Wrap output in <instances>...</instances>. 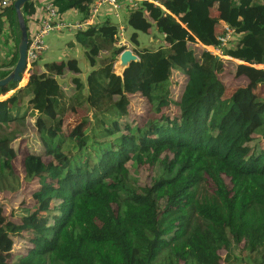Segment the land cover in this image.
<instances>
[{
	"label": "trees",
	"instance_id": "16d2710c",
	"mask_svg": "<svg viewBox=\"0 0 264 264\" xmlns=\"http://www.w3.org/2000/svg\"><path fill=\"white\" fill-rule=\"evenodd\" d=\"M10 1L0 11V34L14 31L16 44L0 78L18 57ZM31 1L22 7L28 39ZM51 1L61 17L79 8L75 0ZM88 1L81 22L90 16ZM158 1H138L127 16L134 46L138 32L163 34L164 44L141 47L136 73L114 72L123 47L115 43L117 23L104 21L74 32L93 67L85 81L76 58L36 60L20 86L0 87L11 91L0 99V193L20 188L17 157L25 180L36 182L31 204L16 219L3 215L0 226L30 246L16 259L0 250V264H264V145H247L264 137V89L226 95L222 79L234 60L235 76L264 69V0ZM214 3L227 5L226 24L240 36L221 48L230 59L203 47L218 46L223 34ZM255 81L264 86V76ZM134 94L149 105L141 125L127 122ZM73 108L91 114L86 131L64 129ZM31 118L40 145L18 156L17 125ZM143 164L154 167L144 181ZM98 215L115 225L112 236L91 233Z\"/></svg>",
	"mask_w": 264,
	"mask_h": 264
},
{
	"label": "rangeland",
	"instance_id": "374dc122",
	"mask_svg": "<svg viewBox=\"0 0 264 264\" xmlns=\"http://www.w3.org/2000/svg\"><path fill=\"white\" fill-rule=\"evenodd\" d=\"M218 2V1H216ZM212 11L213 15L217 16V26L219 28H223L226 24V18H227V5L226 4H220V3H214L212 4ZM69 13L66 15L68 16ZM119 27V26H118ZM69 30L68 28L60 30V31H52L48 35L45 36L44 41L49 46L50 50L48 49L47 54L49 58L46 60L49 61H61L66 60L71 56H77L76 52L73 49H70L67 45V38L68 34L71 32L66 31ZM126 33L131 35L133 32V29L128 26L126 29ZM152 34V37L154 39H157L156 36H158L156 33L152 32L149 33ZM178 38L180 36L177 35ZM141 41L143 43L144 40L149 39V36L145 35V33H142L140 35ZM233 40L229 43L230 47L236 46L238 43L240 36L237 34H233L231 37ZM124 39V44L119 43L121 40ZM139 42V41H138ZM115 43L123 49L129 48L133 50L136 48L137 55L139 51L141 50V46L137 47L138 45H135L136 47H133L134 45L130 42V36H117L115 38ZM147 44V43H146ZM164 44L163 39L158 37L157 41H150L148 42V47H157L159 45ZM6 45V37L5 35L0 36V49L4 50L7 48ZM2 47V48H1ZM78 57V56H77ZM79 66L82 67V74L80 77L85 81L88 74L92 70L93 67H90L88 63L85 65L84 60L82 58H79ZM227 59V58H226ZM118 60V56H117ZM5 63L3 59H0V71L2 65ZM236 63H239V61H230L228 66L225 68V74L223 75L222 79L227 85V93L226 95H229L233 90H235L237 87H247L252 93L259 95L261 91L264 89L263 85H258L256 83V79L264 76V69L261 66L258 67L259 70L257 72H247L240 76H235L234 67ZM114 69V68H113ZM29 70V69H27ZM26 72L28 73L29 71ZM115 71V69H114ZM137 72V66L135 62H131L128 67L126 68L127 74H133ZM30 74L28 75L29 79ZM69 76V75H68ZM27 79V80H28ZM60 82L63 83V85L68 88V82L67 79L60 80ZM11 91L3 92L0 94V99H5ZM130 107H129V115H127V122L131 123L133 121V124H143L146 121V117L150 115L149 113V105L148 103L142 99L139 95H130ZM152 116V114H151ZM62 122L64 125V129L71 131L73 127H78L80 130L85 129V131L88 129L90 123H91V114L86 113L83 110L79 108H73L69 110L65 116L62 118ZM161 122V121H160ZM17 129L19 134L17 135V138L13 141V146L17 151L18 156L22 154L25 150L30 149H37L40 145L38 141V137L36 134V129L34 126V119H26L23 121V123H19L17 125ZM250 147L255 148L256 150H259L260 146L264 145V137H261L259 135H253V139L247 144ZM15 172L19 176L21 180L20 188L13 192V193H0V206L3 208L1 210L0 208V226L3 223V215L6 217L9 216V218L16 219L18 217L17 215L21 212L22 204H31V192L33 189L36 188V182H31L29 180H25L24 172L22 170V166L20 163V157H17L13 160ZM152 169L154 167H151L149 164H143L139 167V176L144 181L147 180L148 175L151 174ZM29 181V182H28ZM203 189L201 191L203 193H208V190H210L208 185H203ZM207 189V191L204 192V190ZM210 192V191H209ZM115 231V225L111 222H108L102 215H98L95 218V225L93 229L91 230V233L93 235H108L112 236ZM30 243L22 237V235H12L7 236L5 233L0 231V250L3 251H10L12 255H14L13 259H16L17 254H23L27 248H29Z\"/></svg>",
	"mask_w": 264,
	"mask_h": 264
},
{
	"label": "crops",
	"instance_id": "0c3cea01",
	"mask_svg": "<svg viewBox=\"0 0 264 264\" xmlns=\"http://www.w3.org/2000/svg\"><path fill=\"white\" fill-rule=\"evenodd\" d=\"M45 1H51V0H32L30 6L28 7L29 13L27 15V18H28L27 27H28V30L30 33L37 27V25L39 23L38 22L39 19H41L43 16V13H44L43 4L45 3ZM94 1H92L90 3L91 8H94V5H95ZM75 2L77 4H79V8L78 7L77 8H71L69 11L64 13L62 15V17L60 16L61 19L66 24L72 25L76 21H81L83 15H82V12H80L79 10H81V8H83L86 4H89L88 0H75ZM137 5H138V3L125 2L122 4V6L120 7V9L118 11H112L111 8L110 9L108 8V6H103L98 10L96 19L93 21V24H97V23L99 24V23H102L104 21H109L111 23H117V25L119 26L118 29L120 27L123 29V32L121 35L122 38L124 35L128 37L130 35L126 33V31H127L126 29L128 28V26L126 25L127 16L129 14V12H131L133 9H135L137 7ZM68 13H69V15L66 16ZM63 29H66V28H63ZM63 29H60V30H63ZM68 29L69 30H66V31H69L71 33L68 34L67 45H68V42H72L70 44V46L68 45V47L70 49H73L78 56V57L77 56H71L69 58H76L78 60V63L80 61L79 58H82L84 60V64L86 65L87 62L85 60L84 50L81 47V45L78 42H76L75 37H74V32H75L76 28H68ZM60 30H54V31H60ZM151 31L158 35V36H156L157 39H158V37L163 39V34L157 33L154 30V28L151 27L148 30V32L145 34V35L149 36V39H147V42H146V40H144L145 43H143L141 41V38H140V35L142 33L141 32L137 33L138 34L137 40L139 41L138 47L139 46L145 47L148 45V42H150L152 40L157 41V39H154L152 37V34L151 35L149 34V33H151ZM1 35H2V33L0 34V36ZM5 37H6V45L5 46H7V48L4 50L0 49V59H3L5 62H7L12 58V56L14 54L15 44H16V33L13 31V33H11L8 36L5 35ZM119 43L124 44V39L121 40ZM133 47H135V46H133ZM48 49L50 50L49 46H48L47 50L45 52H43L41 54V56L39 57L38 63L40 65H42L44 62H47L46 60L49 58V56L47 54ZM8 69H10L9 66L4 65L1 67L2 71L8 70ZM28 75H29V73H28Z\"/></svg>",
	"mask_w": 264,
	"mask_h": 264
},
{
	"label": "built area",
	"instance_id": "2783aa9c",
	"mask_svg": "<svg viewBox=\"0 0 264 264\" xmlns=\"http://www.w3.org/2000/svg\"><path fill=\"white\" fill-rule=\"evenodd\" d=\"M94 1V0H93ZM143 0H95L94 8H91L90 16L86 21H76L72 25L66 24L60 17L57 12V9L54 7L52 1H45L43 4L44 13L37 27L30 33L28 39V45L26 49V63L27 68L30 69L31 63L39 59L41 54L45 52L48 48L47 44L44 41L46 35L54 30H60L63 28H84L87 25H92L93 21L96 19L98 10L103 6H108L112 11H118L123 3L130 2L136 3ZM154 5H160L158 0H146ZM11 4L10 0H0V11L8 7ZM223 34L217 36L218 46H211L209 49L208 46H203L206 50H209L211 53L218 55L222 58L230 59L223 55L221 48L227 44L231 39L232 35L235 34L234 28L228 25H225L221 28ZM123 29L120 27L118 35L121 36ZM29 71V70H27Z\"/></svg>",
	"mask_w": 264,
	"mask_h": 264
},
{
	"label": "water",
	"instance_id": "95a60500",
	"mask_svg": "<svg viewBox=\"0 0 264 264\" xmlns=\"http://www.w3.org/2000/svg\"><path fill=\"white\" fill-rule=\"evenodd\" d=\"M28 1L29 0H14L13 2V7L17 16L18 29L20 32L19 41L17 44L18 57L10 72L3 78H0V87L4 86L10 81L18 82V86H20L19 82L21 81L25 71L28 69L26 63V49L28 45V35H27L26 24L22 15V7ZM211 1H228V0H211ZM139 61H140L139 56L133 50L129 48H124L118 54V60L113 65V68L115 69L114 72L117 75L122 76L125 69L128 67V65L131 62L138 63Z\"/></svg>",
	"mask_w": 264,
	"mask_h": 264
}]
</instances>
